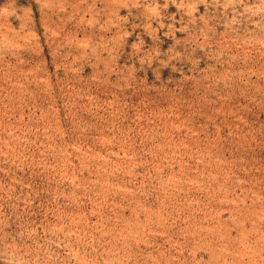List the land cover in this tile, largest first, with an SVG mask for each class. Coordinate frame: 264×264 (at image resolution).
<instances>
[{
  "label": "rangeland",
  "instance_id": "1",
  "mask_svg": "<svg viewBox=\"0 0 264 264\" xmlns=\"http://www.w3.org/2000/svg\"><path fill=\"white\" fill-rule=\"evenodd\" d=\"M28 1L0 6V264H264V0Z\"/></svg>",
  "mask_w": 264,
  "mask_h": 264
},
{
  "label": "trees",
  "instance_id": "2",
  "mask_svg": "<svg viewBox=\"0 0 264 264\" xmlns=\"http://www.w3.org/2000/svg\"><path fill=\"white\" fill-rule=\"evenodd\" d=\"M5 0H0V6L4 4ZM17 5L19 6H28L31 5V3L28 0H17ZM164 74L167 72L166 69L163 70ZM165 77V76H164Z\"/></svg>",
  "mask_w": 264,
  "mask_h": 264
}]
</instances>
